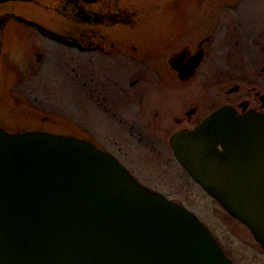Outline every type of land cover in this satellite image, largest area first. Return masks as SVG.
<instances>
[{
  "label": "flooded vegetation",
  "instance_id": "obj_1",
  "mask_svg": "<svg viewBox=\"0 0 264 264\" xmlns=\"http://www.w3.org/2000/svg\"><path fill=\"white\" fill-rule=\"evenodd\" d=\"M179 2L185 12L172 9ZM61 48L76 57L67 62L55 53ZM67 64L69 75L61 67ZM53 67L83 97L86 124L19 91L17 84L54 80ZM223 83L228 95L253 93L255 105H218ZM206 91L213 94L209 104ZM223 106L237 115L264 114L263 0H0V126L8 132L86 140L161 193L125 162L127 153L121 156L109 136L129 146L161 144L176 158L171 136L193 130Z\"/></svg>",
  "mask_w": 264,
  "mask_h": 264
},
{
  "label": "water",
  "instance_id": "obj_2",
  "mask_svg": "<svg viewBox=\"0 0 264 264\" xmlns=\"http://www.w3.org/2000/svg\"><path fill=\"white\" fill-rule=\"evenodd\" d=\"M191 178L264 250V114L223 106L170 138ZM0 264H233L182 205L109 153L0 127Z\"/></svg>",
  "mask_w": 264,
  "mask_h": 264
},
{
  "label": "rangeland",
  "instance_id": "obj_3",
  "mask_svg": "<svg viewBox=\"0 0 264 264\" xmlns=\"http://www.w3.org/2000/svg\"><path fill=\"white\" fill-rule=\"evenodd\" d=\"M172 9L185 12V3L179 2V4L172 7ZM66 50L62 48L55 49V53L59 52L62 59L66 58V61L69 62V59L76 56L73 54V51ZM86 58L87 57H78L81 63H85ZM61 67L64 69L65 74H70V64H67L65 67L61 65ZM18 68L21 69V67ZM48 70V68L47 70H43V73L46 74ZM45 71L47 72L45 73ZM51 74L54 80L52 78H45L44 80L47 82H39V80H37L36 82L17 84L18 87H22L19 88V91L22 92L24 90L28 93L27 90H29L28 96H30L32 101H34V98H37V104L44 99L48 102L51 101L49 102V106L63 112V114L72 118V120L79 124H86L89 122L90 119L84 105L85 101L83 97L76 92L73 84H71L67 78L61 76L56 67L52 68ZM56 78L58 79L57 81H55ZM17 85L14 87L16 88ZM228 86L229 84L223 83L222 93H216L218 105L225 101L236 104L242 100H247L251 105H255L253 93H247V91L244 90L238 95H228L226 92ZM208 88L209 87L206 89ZM203 97L206 99L207 104L213 100V94H209L207 91ZM127 103L131 102L127 100ZM133 107V104L126 105L125 107V114H130L129 117L134 115L132 114ZM101 132H103V135L109 136L105 131ZM109 138L112 140L111 143L117 140L113 148L118 150L119 154L123 157H125L124 154L127 153L124 158L125 162L144 182L166 195L169 199L182 204L197 215L201 222L209 228L211 234L224 250L226 256L229 257L233 263L264 264V250L261 245L254 240L250 230L241 222L231 217L218 202L211 198L185 173V170L177 162L176 158H174L169 148L166 150V147L161 144L155 146L150 144L140 146L138 142L136 146H129L127 143L122 142L120 139L113 138L111 135ZM105 140L109 142L108 139Z\"/></svg>",
  "mask_w": 264,
  "mask_h": 264
}]
</instances>
